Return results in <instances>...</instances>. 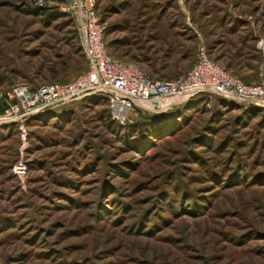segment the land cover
<instances>
[{
    "label": "rangeland",
    "instance_id": "rangeland-1",
    "mask_svg": "<svg viewBox=\"0 0 264 264\" xmlns=\"http://www.w3.org/2000/svg\"><path fill=\"white\" fill-rule=\"evenodd\" d=\"M69 0H0V86L86 71ZM109 55L153 79L199 47L264 84V0H98ZM0 125V264H264V106L206 93L112 119L91 90ZM24 166L19 179L16 169Z\"/></svg>",
    "mask_w": 264,
    "mask_h": 264
},
{
    "label": "built area",
    "instance_id": "built-area-1",
    "mask_svg": "<svg viewBox=\"0 0 264 264\" xmlns=\"http://www.w3.org/2000/svg\"><path fill=\"white\" fill-rule=\"evenodd\" d=\"M98 0H69L67 11L73 15L82 43L86 71L64 84H47L30 89L16 85L8 90L0 86V125L16 124L20 141L25 144L24 121L51 111L64 102L88 91L108 94L112 119L124 124L138 104H159L177 96L206 93L231 100L239 107L264 106V84H246L213 61L204 47H199L192 68L176 79H153L131 60L109 55L104 26L97 14ZM17 176L24 174L19 166Z\"/></svg>",
    "mask_w": 264,
    "mask_h": 264
},
{
    "label": "trees",
    "instance_id": "trees-1",
    "mask_svg": "<svg viewBox=\"0 0 264 264\" xmlns=\"http://www.w3.org/2000/svg\"><path fill=\"white\" fill-rule=\"evenodd\" d=\"M209 55V54H208ZM209 57H210V55H209ZM211 58V57H210ZM131 61H133V60H131ZM136 62V61H135ZM138 63V62H137ZM139 64V63H138ZM140 65V64H139ZM180 77V76H179ZM179 77H176V78H179ZM176 78H173V79H176ZM3 105L2 104H0V112H2V110H3ZM243 111H248L249 109H252V108H254V106H248L247 108H242V107H240ZM256 108V107H255Z\"/></svg>",
    "mask_w": 264,
    "mask_h": 264
}]
</instances>
